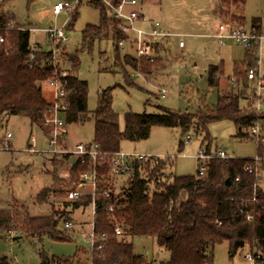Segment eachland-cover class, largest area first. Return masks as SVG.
<instances>
[{"label":"trees","instance_id":"1","mask_svg":"<svg viewBox=\"0 0 264 264\" xmlns=\"http://www.w3.org/2000/svg\"><path fill=\"white\" fill-rule=\"evenodd\" d=\"M8 1L0 0V26L8 21L2 9ZM33 1L27 0V3ZM111 1L116 4L118 0ZM88 4L99 10V23L87 24L82 30V47L90 50L95 41L109 38L114 49L115 67L122 70L128 79L129 75L119 61L118 42L124 39V35L108 16V8L102 1L90 0ZM74 20L75 13L68 22L69 28ZM250 27L255 28L258 34L259 18H251ZM21 28L1 32L5 41L0 43V119L23 116L30 124L45 131L43 113L48 101L44 98L42 84L53 74L49 64L50 51L43 49L29 60L30 31L28 26L21 25ZM165 44L158 43L153 49L162 52ZM255 52L256 46L245 49L247 67L252 66ZM160 60L161 57L152 61L137 59L126 53L122 56L123 64L135 73L145 75L150 74ZM71 64L73 68L78 65L74 60ZM238 65L233 71L236 87L229 92H219L213 108L191 113L155 106L158 110L155 113L126 112L123 128L120 129L111 109L109 88L100 92L95 108L88 111L87 82L74 73L63 72L58 63L57 73L64 83L68 104L65 122L78 123L90 118L94 121L91 142L97 145L96 169L101 175L94 200L93 233L96 240L88 251L78 248L70 257L61 258L39 251L40 264H151V260L134 253L130 240L135 236L154 237L158 247L168 253L167 264H213V248L221 242L228 243L230 256L247 246L250 253L259 255L256 264L264 261V183L257 185L255 176L243 170L248 158H214L207 161L204 175L196 172V175L172 176L164 173L168 164L165 159L151 156L143 163L138 160L133 162L126 183L121 185L114 197L105 198L101 194L102 188L106 187L109 160L112 153L120 151L121 141L147 139L153 126L177 127L181 134L194 127V131L204 133L203 140L210 143L207 125L228 119L235 124L237 136L246 137L241 130L255 118L254 99L245 93L249 85L246 80L249 68L243 71ZM220 73L219 65L207 67L209 87L218 86ZM242 99L246 103L241 106ZM256 152L261 154L264 147H258ZM89 164L88 156L74 159L69 168L71 181H76ZM236 176L237 181L234 180ZM50 192L54 191L50 188L41 190L36 196L37 202L45 200ZM89 201L87 195L76 202L66 201L64 209L43 216H31L25 207L17 204L1 208L0 238L15 231L14 236L31 237L38 241L43 236L54 241H70L72 231L64 228L63 224L73 222L70 217L72 210L83 209ZM248 216L250 220H247ZM116 226L121 228V235H115ZM0 264L13 263L7 256L0 255Z\"/></svg>","mask_w":264,"mask_h":264},{"label":"rangeland","instance_id":"2","mask_svg":"<svg viewBox=\"0 0 264 264\" xmlns=\"http://www.w3.org/2000/svg\"><path fill=\"white\" fill-rule=\"evenodd\" d=\"M56 1L35 0L27 3V0H9L2 9L8 20L35 29L30 31V42L39 43L44 49L53 43L48 41L43 29L64 26L65 39L55 45L61 69L87 82L88 111L95 108L100 92L109 88L111 109L120 129L123 128L126 112L155 113L158 111L155 106H161L175 112L195 113L213 108L219 92H229L236 87L235 82H232L234 85L230 82L235 66L239 64L238 68L246 71L256 63L254 60L252 66L247 67L245 48L232 40H225L222 46L219 45L214 34L220 22L249 29L251 18H259V69L264 75V0H243V3L241 0H224L219 1L218 5L217 0H145V14L158 21L162 29L172 33L168 41H163L169 51L162 56L159 65L145 75L137 74L123 64L122 56L127 49H120L119 61L127 71L128 79L122 70L115 67L114 49L109 38L95 41L90 50L82 47V30L87 24L99 23V10L88 4L90 0H80L73 12L64 10L53 15L51 7ZM74 13L75 20L69 28L68 22ZM179 40L183 42L181 48L177 46ZM73 60L78 63L74 68L71 64ZM209 64L219 65L222 69L217 87L207 85L206 70ZM47 88L42 89L46 98L52 96ZM161 88L166 90L164 96L158 92ZM247 91L245 89V93ZM240 101L241 106L246 103L245 99ZM93 126L92 118L67 124V148L78 141L91 142ZM193 128L181 134L177 127L153 126L147 139L123 140L119 148L124 153L165 159L168 164L164 173L172 176L196 175L195 155L199 149H223L236 158H250L257 153L256 145L250 138L237 136V128L231 120L223 119L207 125L210 143L203 140L204 133H196ZM44 130L30 124L23 116L0 119V139L6 133L11 135L8 148L0 150V209L13 204L22 205L31 216L49 215L64 209V190L73 182L69 173L73 157L55 156L48 152L46 127ZM241 133L247 136V127H243ZM186 135L189 136L188 140ZM127 177H118L117 190L126 183ZM47 188L54 192L37 202V194ZM70 217L73 221L68 229L72 231L70 241H54L47 236L40 241L25 236L12 240L15 231H11L8 232L9 236L0 238V255L7 256L13 264H40L39 251L61 258L73 256L78 248L88 251L87 236L91 232L88 209L72 210ZM130 242L137 255L151 261H168V253L158 247L154 237L135 236ZM228 249L227 242L216 244L213 264H253L245 258L247 246L238 249L232 256Z\"/></svg>","mask_w":264,"mask_h":264},{"label":"built area","instance_id":"3","mask_svg":"<svg viewBox=\"0 0 264 264\" xmlns=\"http://www.w3.org/2000/svg\"><path fill=\"white\" fill-rule=\"evenodd\" d=\"M80 0H58L52 7L51 12L53 15H57L64 10L73 12ZM108 8V16L114 20L117 29L124 35V39L118 42V46L123 51L129 47L133 52V57L146 58L152 61L158 54L153 49L155 45L163 42L165 39L171 36L169 33H165L159 30L158 21L148 19L139 9L140 0H118L114 4L111 0H100ZM138 22L149 23V29H143L137 25ZM63 27L55 28L48 27L43 29L42 32L46 33L48 41L53 45L45 51H50L49 64L53 69V74L43 82V86H47L52 93L51 99L48 102V106L43 113V127L47 129L46 142L47 151L55 156L68 155L74 159L82 156H88L90 158V164L88 169L80 173L78 179L72 182V186L65 189L64 196L67 202L79 201L83 196L90 197L89 203L84 207L87 208L90 214L91 232L87 236L89 239V247L95 243L96 237L93 233L94 216L96 213L95 196L99 185L101 184V175H99L96 169V156L98 154L97 145L93 142H75L69 148L65 145V139H67L68 130L67 123L65 122V112L67 109L66 91L64 89V83L60 79V75L57 73L58 68V50L56 44L58 41L65 39ZM18 30L23 29L15 21L8 20L4 25L0 26V43L5 41L4 35L1 33L3 30ZM29 31L35 29L28 28ZM255 28L250 27L236 28L230 23H218L216 33L214 37L218 39V43L222 46L225 40H232L245 49L251 46H256V52L254 53V60L256 65L249 68L246 71V80L248 82L247 97L254 99L252 107L254 109L255 118L251 124L247 127L248 134L246 137L250 138L256 148L264 147V75L261 74L259 69L260 56L258 49L260 47L261 35H258ZM178 47H183L182 40L177 43ZM43 50V48L37 43H30L29 60H32L34 54ZM230 82H235L234 78L230 79ZM161 96H164L166 90L161 88L158 90ZM11 137L10 133H6L4 137L0 139V150L8 148V139ZM189 136L186 135V140ZM185 140V142H186ZM151 155L146 154H129L121 151L114 152L109 160V169L106 174V187H103L101 194L105 198L115 196L118 193L116 186L118 185V177L121 175H127L132 168V164L135 160L143 163ZM235 159L236 157L229 156L223 149L217 150H202L199 149L195 155L197 160V173L198 175H204L207 169V161L210 159ZM243 170L248 174H253L256 178L257 185L264 183V152L261 154L256 153L253 157L248 158V161L243 166ZM238 180V176L234 178ZM121 187V186H120ZM119 187V188H120ZM112 209L111 207L109 208ZM250 220V217H247ZM73 222H66L63 227L66 229L71 228ZM115 235H121L122 230L119 226L114 228ZM245 258L256 264V260L259 261V255H253L249 251L246 253ZM151 264H167V261L152 260ZM260 264H264L261 261Z\"/></svg>","mask_w":264,"mask_h":264},{"label":"crops","instance_id":"4","mask_svg":"<svg viewBox=\"0 0 264 264\" xmlns=\"http://www.w3.org/2000/svg\"><path fill=\"white\" fill-rule=\"evenodd\" d=\"M218 3H219V0H217V5H218ZM144 4H145V0H140V3H139V6H138V9L148 18V19H151V20H153L152 18H150V17H148L146 14H145V12H144ZM216 5V6H217ZM52 13V12H51ZM137 25L139 26V27H141V28H143V29H149L150 28V24L149 23H141V22H138L137 23ZM28 28H30V27H28ZM217 29V28H216ZM159 30L160 31H162V32H165V33H169V32H167L166 30H164V29H162L161 28V26H160V24H159ZM259 30H260V27H259ZM216 33V32H215ZM169 34H171L172 35V33H169ZM170 37H168L167 39H165V40H167L168 41V39H169ZM37 44H39V43H37ZM40 45V44H39ZM178 46V45H177ZM43 48V47H42ZM179 48H181V47H179ZM44 49V48H43ZM127 49V51L125 52L126 54H129V55H133V52H132V50L129 48V47H127L126 48ZM169 51V49L167 50L166 48H164V50L162 51V52H159L158 54H157V56L158 57H161L162 58V56L164 55V54H167V52ZM209 65H214V64H209ZM208 65V66H209ZM222 70V69H221ZM234 78V77H233ZM229 82V81H228ZM231 84L232 85H234V83H232L231 82ZM231 85V86H232ZM43 87H45V86H43ZM43 87H42V89H43ZM48 89V88H47ZM223 89V88H222ZM43 91V90H42ZM48 102L50 101V99H51V96H49V97H44ZM84 209V208H83ZM77 210H80V211H82V209L81 208H77Z\"/></svg>","mask_w":264,"mask_h":264},{"label":"water","instance_id":"5","mask_svg":"<svg viewBox=\"0 0 264 264\" xmlns=\"http://www.w3.org/2000/svg\"><path fill=\"white\" fill-rule=\"evenodd\" d=\"M226 182H228V180H226ZM16 238H18V237L17 236H13L11 239L14 240Z\"/></svg>","mask_w":264,"mask_h":264}]
</instances>
